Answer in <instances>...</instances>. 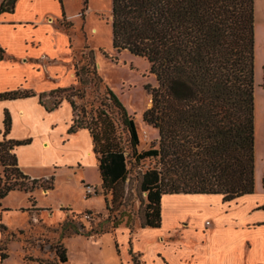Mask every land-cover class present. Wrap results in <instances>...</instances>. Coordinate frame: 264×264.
Masks as SVG:
<instances>
[{"label":"trees","instance_id":"16d2710c","mask_svg":"<svg viewBox=\"0 0 264 264\" xmlns=\"http://www.w3.org/2000/svg\"><path fill=\"white\" fill-rule=\"evenodd\" d=\"M15 1L4 0L0 14L11 11ZM111 31L113 48L146 59L157 81L143 120L158 130V147L140 154L135 151L138 135L133 120L106 89L129 133L134 158L157 161L138 178L139 228H160L163 195H221L227 202L252 194L254 0H112ZM82 71L83 67L76 71L80 83H84L79 77ZM31 96V92L17 90L0 94V99ZM40 103L44 105L41 98ZM58 104L45 108L50 111ZM95 121L88 125L74 115L67 133L89 131L101 186L111 193L112 203L120 206L128 178L124 152L109 116L99 112ZM4 125L6 135L8 115ZM29 143L0 141V165L8 172L4 182L0 178V198L20 189L31 193L36 187L38 180H30L19 170L13 153L15 147ZM45 189H53L52 183ZM0 229L5 227L0 225ZM56 253L60 264L67 263L64 248L59 246ZM7 257L0 250L1 260Z\"/></svg>","mask_w":264,"mask_h":264},{"label":"crops","instance_id":"0c3cea01","mask_svg":"<svg viewBox=\"0 0 264 264\" xmlns=\"http://www.w3.org/2000/svg\"><path fill=\"white\" fill-rule=\"evenodd\" d=\"M63 2L16 0L11 11L0 14V94L17 90L33 94L0 99V141L30 140L13 150L19 170L30 180H48L55 174H37L43 167L70 169L75 174L88 159L98 168L89 131L67 133L73 119L68 103L50 111L40 103V98L50 99L56 91L77 84L69 37L54 22H45L49 17L69 18ZM6 115L10 127L5 135ZM80 180V184H88ZM101 183L100 178L98 185ZM33 204L19 210L25 218L22 228L2 223L4 214L10 212L4 209H0V225L10 231L25 229L41 209ZM262 206L264 187L259 198L254 188L252 194L227 202L221 195H163L160 228H144L134 234L124 228L102 235L64 237L65 264H133L135 260L139 264H264ZM154 230L161 237L157 242H145L142 237ZM69 239L83 241L80 251L67 249ZM19 257L0 258V264H25Z\"/></svg>","mask_w":264,"mask_h":264},{"label":"rangeland","instance_id":"374dc122","mask_svg":"<svg viewBox=\"0 0 264 264\" xmlns=\"http://www.w3.org/2000/svg\"><path fill=\"white\" fill-rule=\"evenodd\" d=\"M63 1L66 15L70 19L65 16L60 19L49 17L45 22H54L69 37L75 69L77 71L84 68L79 76L84 83L77 81L76 85L56 91L50 99H43V102L48 107L52 103L60 105L66 102L71 109L70 102H73V116L76 115L88 125L96 122L99 112H105L113 122L115 134L120 140L128 178L124 183V200L120 206L113 204L111 193L98 185L100 174L90 159L84 161L83 170L75 171V174L65 168L49 170L48 167H43L36 170L40 175L55 172L52 174L53 181L38 180L31 193L20 189L0 198V209L10 211L4 214L2 223L5 222L13 229H20L25 225V218L20 215L19 210L30 207V201L34 200V204L41 208L32 215L29 226L25 229H0V250L8 256H20L19 261L25 264H60L56 250L59 246L63 249L61 240L77 235L75 231L83 235L90 232L102 235L125 228L132 234L137 233L140 230L141 206L137 192L138 178L157 163L150 158L138 161L134 158L129 133L106 92L108 88L114 93L134 122L138 135L135 151L140 154L152 147L157 148L158 130L143 120L144 112L151 107L150 91L157 87L149 62L126 50L117 51L113 48L112 0ZM254 155L255 191L259 198L263 194L264 179V0H254ZM5 172L8 173L0 165V178L3 182L6 179ZM80 178L88 184H80ZM51 183L53 189L46 190L45 187ZM86 185L95 187L96 195L84 198ZM141 198L144 200L145 194ZM184 227L186 224L179 228ZM161 234L154 230L142 238L147 243L157 242ZM66 245L71 252H77L83 241L69 239ZM133 264L139 263L135 260Z\"/></svg>","mask_w":264,"mask_h":264},{"label":"built area","instance_id":"2783aa9c","mask_svg":"<svg viewBox=\"0 0 264 264\" xmlns=\"http://www.w3.org/2000/svg\"><path fill=\"white\" fill-rule=\"evenodd\" d=\"M94 196L96 195V190L95 187L90 186V185H86L84 187V198H86L87 196Z\"/></svg>","mask_w":264,"mask_h":264}]
</instances>
